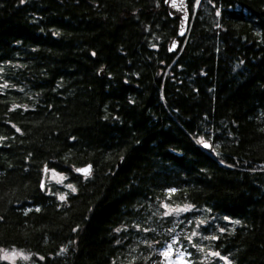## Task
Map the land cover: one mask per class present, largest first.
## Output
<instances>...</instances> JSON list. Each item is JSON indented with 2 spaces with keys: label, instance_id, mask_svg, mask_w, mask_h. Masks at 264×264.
<instances>
[{
  "label": "trees",
  "instance_id": "16d2710c",
  "mask_svg": "<svg viewBox=\"0 0 264 264\" xmlns=\"http://www.w3.org/2000/svg\"><path fill=\"white\" fill-rule=\"evenodd\" d=\"M196 1L177 37L165 0H0V247L159 264L198 229L191 264H264V0Z\"/></svg>",
  "mask_w": 264,
  "mask_h": 264
},
{
  "label": "rangeland",
  "instance_id": "374dc122",
  "mask_svg": "<svg viewBox=\"0 0 264 264\" xmlns=\"http://www.w3.org/2000/svg\"><path fill=\"white\" fill-rule=\"evenodd\" d=\"M45 183L47 184L48 191L54 189V185H61V187L69 190L72 189L71 184L66 183V178L53 170L46 172ZM65 192V190H61V192L56 193V196L59 198L64 195ZM162 206L164 214L167 213L173 216V220L175 221L173 224H180L177 228H183V218L178 215L184 213L185 208L187 207L185 205L177 204H164ZM203 221L204 220H202V222ZM185 222H187V219H185ZM178 235H187L189 239L196 235L197 239H200V241L205 238H202L203 233L198 229H194L187 234L185 229L183 231L178 230L177 234L173 235V239L169 240L160 250L161 259L159 264H191V254L189 253L190 247L187 246L186 243L178 241ZM188 242L200 245L203 249L205 248L201 243L192 242V240H189ZM201 247L199 250H201ZM207 252L211 255V258L205 256V253L203 252L205 257L204 260H201L203 264H230L225 257H220L210 250H207ZM0 264H35V262L33 261L32 254L28 252L16 248L0 247Z\"/></svg>",
  "mask_w": 264,
  "mask_h": 264
},
{
  "label": "water",
  "instance_id": "95a60500",
  "mask_svg": "<svg viewBox=\"0 0 264 264\" xmlns=\"http://www.w3.org/2000/svg\"><path fill=\"white\" fill-rule=\"evenodd\" d=\"M200 0L196 1V6H198ZM165 7L168 11V14L171 17L178 18L179 20V28H178V34L177 37H182L187 33L188 24L190 20V14L188 11V5L187 0H165L164 2ZM177 37H173L169 41V48L170 50L175 51L177 49L178 43H177ZM103 73V69L100 70L99 75L101 76ZM204 146L207 144H203ZM122 163V159L118 161V165ZM87 169V172L81 171ZM47 169H44V175L46 173ZM74 171L82 176H89L92 172V165L90 163L78 166L74 169Z\"/></svg>",
  "mask_w": 264,
  "mask_h": 264
},
{
  "label": "snow or ice",
  "instance_id": "6c2138e0",
  "mask_svg": "<svg viewBox=\"0 0 264 264\" xmlns=\"http://www.w3.org/2000/svg\"><path fill=\"white\" fill-rule=\"evenodd\" d=\"M205 146L207 147V145H205ZM81 171L87 172L88 170L87 169H84V170H81ZM62 199H63V197H62Z\"/></svg>",
  "mask_w": 264,
  "mask_h": 264
},
{
  "label": "bare ground",
  "instance_id": "6f19581e",
  "mask_svg": "<svg viewBox=\"0 0 264 264\" xmlns=\"http://www.w3.org/2000/svg\"><path fill=\"white\" fill-rule=\"evenodd\" d=\"M101 69H103V67H102ZM101 69H100V70H101ZM100 70H99V72H100Z\"/></svg>",
  "mask_w": 264,
  "mask_h": 264
}]
</instances>
